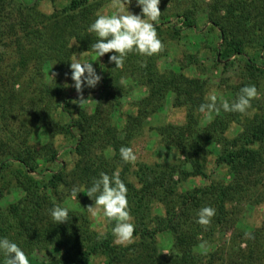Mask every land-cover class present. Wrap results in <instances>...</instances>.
I'll use <instances>...</instances> for the list:
<instances>
[{
  "label": "trees",
  "instance_id": "16d2710c",
  "mask_svg": "<svg viewBox=\"0 0 264 264\" xmlns=\"http://www.w3.org/2000/svg\"><path fill=\"white\" fill-rule=\"evenodd\" d=\"M41 1L0 0V200L12 184L23 192L15 202L0 207V237L17 243L25 253L49 250L48 264H262L263 230L247 234L237 224L243 204L264 202V102L251 116L223 111L201 126L198 107L207 101L206 82L180 72L160 73L150 59L140 64L143 56L130 53L125 60L148 94L137 104L136 114L127 116L118 129L106 114L119 105L117 93L123 88L116 74L104 75L102 65L92 110L82 107L79 98L63 96L62 78L73 55L92 52L97 37L87 29L104 0H70L50 14L40 11ZM189 1L181 12H165L158 5L157 30L168 24L166 30L176 35L203 33L197 23L198 2ZM204 11L203 26L217 33L215 62L240 59L248 70L247 79L233 89V101L241 87L258 85L256 72L264 75L257 66L264 60V0H208ZM254 43L260 52L249 56L246 48ZM111 54H105L103 61ZM46 64L51 68L49 82L43 78ZM168 94L173 95L174 107L185 108L186 122L158 127L156 133L178 158L152 166L136 163L132 169L120 160L119 149L130 147L148 114ZM56 112L64 122L56 119ZM233 121L240 124V131L228 140L224 133ZM28 122L49 126L73 142L68 147L76 155L71 170L57 163L55 170L44 169L47 176L43 177L44 172L38 171L41 153L45 151L51 163L57 162V153L51 142L40 148L31 143ZM209 142L220 147L215 164L227 169L229 180H208L180 190L179 183L189 177L207 178L200 156L208 151ZM116 170L128 189L135 224V239L127 246L114 244L111 232L100 235L92 229L87 207L93 201L85 193L75 195L85 212L64 205L66 198L74 196V187L88 186L101 172L111 175ZM57 205L69 209L68 221L55 224L51 219L49 209ZM205 206L213 207L216 214L202 226L195 222L196 213ZM162 233L172 237L167 256L157 246ZM226 235L227 241L220 244Z\"/></svg>",
  "mask_w": 264,
  "mask_h": 264
},
{
  "label": "rangeland",
  "instance_id": "374dc122",
  "mask_svg": "<svg viewBox=\"0 0 264 264\" xmlns=\"http://www.w3.org/2000/svg\"><path fill=\"white\" fill-rule=\"evenodd\" d=\"M33 0H24L26 3H30ZM70 0H42L39 3V9L45 14H50L54 7L61 8L69 3ZM114 0H104L103 5L98 10L99 13L111 14L114 9L111 7ZM199 5V18H198V28L203 29V33L197 32H182L179 35L170 33L166 30V25H162L160 29L157 30L158 38L161 40L163 48L162 50L150 57L143 56L144 61H140V64H144L145 59H150L151 62L155 64V67L160 73L173 71L180 72L189 78H197L206 82V100L209 94L217 95V103H222L227 100L232 101V94L235 87L239 86L247 79L248 70L246 68L245 62L240 59L230 58L227 61L220 60L215 62V54L217 41L215 37L217 36L216 30H211L209 25L203 26L205 22V5L208 0H197ZM189 0H165L160 1L159 6L162 7L165 12H181L185 7L189 6ZM128 11L133 14H138L140 12L139 7L136 5L135 0H131L128 5ZM208 36L212 37L213 42L208 41ZM206 37V38H205ZM260 52V47L256 43L249 45L246 48V53L249 56H255ZM264 54V52H263ZM77 57L81 61L91 62L96 73L99 75L98 68L103 66L104 75L111 72L113 75H117L119 83L122 86V91L120 95L117 93V98L119 105L110 108L108 110L106 117L112 125H116L118 129H122L126 117L129 115H135L137 112V104L148 94L147 87L142 84L141 81L137 79L134 71L132 70V64L130 61H126L122 68H115L114 64L108 62V60L103 61L102 57H97L93 52H83L74 54L72 61ZM71 61V62H72ZM257 66L260 70H264V60L263 63L257 62ZM131 73L133 75H131ZM258 76L257 82V96L252 99V107L245 113L242 117L251 116L254 113L259 112V106L264 102V75L256 72ZM100 76V75H99ZM112 76V75H111ZM43 78L45 81L49 82L52 78L51 68L48 64L43 67ZM65 89L63 92L64 97H76L79 98L81 106L87 110H92L96 104L97 91L99 89V82L95 87H83L78 93L73 87L74 82L71 80L70 68H68L66 74L62 78ZM111 97L105 99L106 103ZM223 110L217 113H212V118L207 119L204 114H201V119L199 124L202 126L209 121H212L217 116H222ZM56 119L60 122H64L58 117L56 112ZM241 117V120H243ZM186 122V110L184 107H174L173 106V95L168 94L164 99L163 103L158 106L152 113L148 114L146 119L143 121L141 132L135 136L130 147L135 152L137 159L135 163H130L132 169H135L136 163H144L147 165H155L159 163H172L178 158L177 153L174 149L167 147L165 144L161 143L160 137L156 133L158 127L164 125H174L180 126ZM28 128L30 131V141L31 143L42 147L44 144L51 142L52 149L57 153V162L51 163L47 161L46 152L43 151V155L39 161V170L44 172L43 177L47 176L44 171L46 168L55 170L57 168V163L69 171L73 168L76 161V155L69 151L68 148L73 142L62 134L55 133L49 126L40 127L28 122ZM240 131V124L233 121L229 124L228 129L225 131L224 136L228 140L234 138ZM121 135V134H120ZM207 150L201 153V160L204 163V172L207 176L206 179L200 177H189L185 181L179 183L180 190H190L194 187H198L208 180H219L227 181L229 180V174L227 169L223 166H217L215 164V155L218 154L220 147L212 142L206 144ZM110 155V151H108ZM44 157V158H43ZM183 159V157H181ZM188 168V167H187ZM133 180V177H130ZM134 181V180H133ZM9 187V191L4 194V197L0 200V207L4 208L9 203L15 202L22 195L23 192L20 188H15L12 184ZM83 196V195H82ZM64 205L72 210H83L81 207V202L75 196L68 197L64 200ZM242 214L238 221V228L244 233H249L252 229L261 228L264 232V202L262 203H250L247 202L241 206ZM91 227L98 234H105L111 232L109 224H105L98 218L91 216L89 211L87 212ZM133 222V219H132ZM112 233V232H111ZM229 235L223 237L220 242H226ZM264 244V238L262 240ZM172 245V237L169 233H162L157 236V246L159 252L164 256L168 255L169 249ZM245 247V244L242 245ZM45 250H32L30 253H25L30 260V264H48V253ZM51 253L57 255L56 250H51ZM264 264V260H262Z\"/></svg>",
  "mask_w": 264,
  "mask_h": 264
},
{
  "label": "clouds",
  "instance_id": "9594fccd",
  "mask_svg": "<svg viewBox=\"0 0 264 264\" xmlns=\"http://www.w3.org/2000/svg\"><path fill=\"white\" fill-rule=\"evenodd\" d=\"M131 0H114L111 14L99 13L89 24L87 31L97 37L91 45V50L99 58L107 53L108 62L114 63L115 68H122L126 57L130 53L150 57L159 53L162 42L158 38L155 23L161 15L159 10L160 0H135L140 12L133 14L128 11ZM75 39L72 41V45ZM71 45V46H72ZM73 87L79 93L83 87H95L101 77L96 73L91 62L81 61L79 57L69 64ZM257 96L255 85H245L240 88L239 94L230 103L227 100L217 103V95L209 94L207 101L201 103L198 111L207 119L212 118V113L221 111L238 112L245 114L252 107L251 101ZM119 157L123 163H135L137 156L131 147L121 146ZM73 195L83 192L93 204L87 207L92 217L98 218L105 224H111L113 243L127 246L135 239V224L128 208L125 183L121 180L119 170L109 175L101 172L93 178L88 186L73 188ZM216 210L211 206H205L196 213L197 224L207 226ZM51 219L56 223L69 220V209L53 206L49 209ZM0 264H30L29 257L24 250L7 237H0Z\"/></svg>",
  "mask_w": 264,
  "mask_h": 264
}]
</instances>
